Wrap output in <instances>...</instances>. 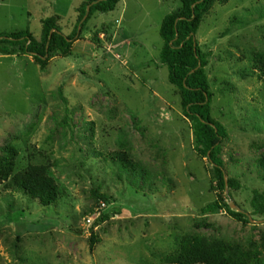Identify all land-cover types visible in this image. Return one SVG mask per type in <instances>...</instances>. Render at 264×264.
Returning a JSON list of instances; mask_svg holds the SVG:
<instances>
[{
  "label": "rangeland",
  "instance_id": "374dc122",
  "mask_svg": "<svg viewBox=\"0 0 264 264\" xmlns=\"http://www.w3.org/2000/svg\"><path fill=\"white\" fill-rule=\"evenodd\" d=\"M89 1L0 0V34L27 32L39 44L53 18L69 36ZM180 7L120 0L91 16L68 56L50 53L45 65L0 44V156L17 153L9 178L0 176V264H169L189 239L264 264V216L252 206L264 195V0H215L195 34L210 115L227 134L224 192L194 150L159 58L162 20ZM31 170L57 186L54 204L16 189L14 178ZM220 200L250 222L204 211Z\"/></svg>",
  "mask_w": 264,
  "mask_h": 264
},
{
  "label": "trees",
  "instance_id": "16d2710c",
  "mask_svg": "<svg viewBox=\"0 0 264 264\" xmlns=\"http://www.w3.org/2000/svg\"><path fill=\"white\" fill-rule=\"evenodd\" d=\"M120 0H90L80 9L77 24L71 35L65 36L55 25L53 18L42 22V40L33 42L27 32L0 34V44H6L12 50H20L23 54L32 55L40 64L45 65L50 53L57 52L68 56L73 43L79 38L85 25L96 13L111 12ZM178 11L166 15L159 29L162 40L160 62L167 69V79L180 92L183 116L193 125L194 150L198 156L205 158L213 166L215 189L224 192L226 188L223 163L220 159V145L226 138L225 128L214 121L210 115L212 93L205 74L206 57L195 41L202 16L215 0H179ZM259 69L264 75V54L257 56ZM0 156V176L7 180L12 173L17 156L16 151L7 147ZM119 162L127 168L129 161L119 157ZM15 187L29 197L37 199L42 206L54 204L59 192L54 182L41 171L31 170L14 178ZM101 200L106 201L104 196ZM255 213L264 216V195L255 194L252 203ZM224 210L233 219L247 224V215L233 211L222 200L205 207L204 211L215 213ZM107 217V216H106ZM105 217V218H106ZM93 241V237L90 239ZM169 264H247L242 257H232L230 249L224 245L210 246L199 239H189L182 247L178 258Z\"/></svg>",
  "mask_w": 264,
  "mask_h": 264
},
{
  "label": "built area",
  "instance_id": "2783aa9c",
  "mask_svg": "<svg viewBox=\"0 0 264 264\" xmlns=\"http://www.w3.org/2000/svg\"><path fill=\"white\" fill-rule=\"evenodd\" d=\"M102 206H104V205L102 204Z\"/></svg>",
  "mask_w": 264,
  "mask_h": 264
}]
</instances>
